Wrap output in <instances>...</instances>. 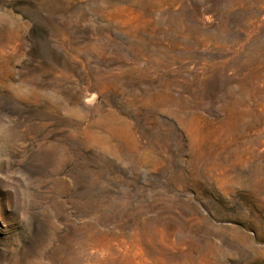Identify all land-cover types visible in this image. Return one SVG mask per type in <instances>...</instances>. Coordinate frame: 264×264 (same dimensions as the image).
Returning <instances> with one entry per match:
<instances>
[{"label":"rangeland","instance_id":"1","mask_svg":"<svg viewBox=\"0 0 264 264\" xmlns=\"http://www.w3.org/2000/svg\"><path fill=\"white\" fill-rule=\"evenodd\" d=\"M0 264H264V0H0Z\"/></svg>","mask_w":264,"mask_h":264}]
</instances>
